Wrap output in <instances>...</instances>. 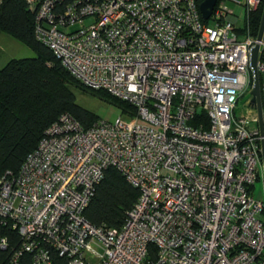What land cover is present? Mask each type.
Masks as SVG:
<instances>
[{
	"label": "built area",
	"instance_id": "built-area-1",
	"mask_svg": "<svg viewBox=\"0 0 264 264\" xmlns=\"http://www.w3.org/2000/svg\"><path fill=\"white\" fill-rule=\"evenodd\" d=\"M201 1L25 0L34 39L129 120L82 127L64 113L2 175L0 224L18 236L5 264H264V134L240 102L257 44L264 132V38L248 25L260 0H231L240 29L225 0L203 21ZM108 168L138 192L117 229L83 217Z\"/></svg>",
	"mask_w": 264,
	"mask_h": 264
},
{
	"label": "trees",
	"instance_id": "trees-1",
	"mask_svg": "<svg viewBox=\"0 0 264 264\" xmlns=\"http://www.w3.org/2000/svg\"><path fill=\"white\" fill-rule=\"evenodd\" d=\"M263 1L248 15L252 38L256 37ZM33 22L34 14L25 0H0V33L33 53L32 58L11 59L0 67V178L6 172L13 176L18 173L46 129L62 114H69L82 127L98 119L76 104V93L91 95L119 112L129 109L105 92L86 89L74 80L49 49L34 39ZM258 79L260 87V76ZM137 197V190L108 168L83 210V217L92 226L117 229ZM0 238L7 240V248L0 250V264H5L18 244V236L8 225L0 224ZM19 264H28L26 256L20 258Z\"/></svg>",
	"mask_w": 264,
	"mask_h": 264
},
{
	"label": "rangeland",
	"instance_id": "rangeland-1",
	"mask_svg": "<svg viewBox=\"0 0 264 264\" xmlns=\"http://www.w3.org/2000/svg\"><path fill=\"white\" fill-rule=\"evenodd\" d=\"M239 3H242L243 0H235ZM224 5L227 9L232 11L233 15L238 17V24L237 28L240 29L242 22H243V11L242 8L238 5H235L231 2V0H225ZM0 35H4L0 33ZM7 37L6 40L3 38V36H0V47L3 46L4 53L0 54V65L5 64V62L8 59H24V58H32L33 53L23 46L22 44L18 42H14L10 37L7 35H4ZM75 101L78 106L81 108L87 110L89 113L95 115L97 118L101 120L109 121L110 123L116 120L118 117H120L122 120H129L124 115H121L119 110L116 108L110 106L109 104H106L97 98L92 97L88 94H81L76 93L75 94ZM241 104L238 102V105L234 111V113H238L240 110ZM262 192V186L260 183H257L253 188V195L255 197H260Z\"/></svg>",
	"mask_w": 264,
	"mask_h": 264
},
{
	"label": "water",
	"instance_id": "water-1",
	"mask_svg": "<svg viewBox=\"0 0 264 264\" xmlns=\"http://www.w3.org/2000/svg\"><path fill=\"white\" fill-rule=\"evenodd\" d=\"M216 3V0H203L198 5V12L200 14V17L203 21H206L211 14V11ZM264 33V1L260 16V21L256 33L255 40L256 42H259ZM257 52H258V45L255 44L250 52H249V67L251 69V75H252V86L251 90L248 94H246L240 102L243 103L248 98H250L249 102L251 105L254 106L257 114V121H258V129H259V135L260 137H263V125L261 122V113H260V87H259V79L258 74L256 71V61H257ZM261 146V165H262V173H263V184H264V142L261 140L260 142Z\"/></svg>",
	"mask_w": 264,
	"mask_h": 264
},
{
	"label": "crops",
	"instance_id": "crops-1",
	"mask_svg": "<svg viewBox=\"0 0 264 264\" xmlns=\"http://www.w3.org/2000/svg\"><path fill=\"white\" fill-rule=\"evenodd\" d=\"M0 36H3V38H5V39L7 38V37H5L4 35H0ZM6 40H10V39H6ZM12 40H13V39H12ZM13 41H14V40H13ZM14 42H16V41H14ZM2 53H4V51H3V46L0 47V54H2ZM8 60H11V59H8ZM8 60H7V61H8ZM7 61H6V62H7ZM6 62H5V63H6ZM3 65H4V64H1L0 67H2Z\"/></svg>",
	"mask_w": 264,
	"mask_h": 264
}]
</instances>
